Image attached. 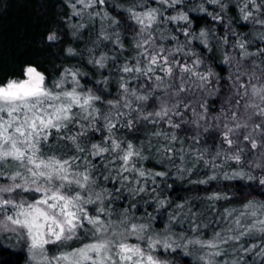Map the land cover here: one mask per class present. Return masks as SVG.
<instances>
[{
    "label": "clouds",
    "instance_id": "clouds-1",
    "mask_svg": "<svg viewBox=\"0 0 264 264\" xmlns=\"http://www.w3.org/2000/svg\"><path fill=\"white\" fill-rule=\"evenodd\" d=\"M35 11L42 54L0 78V245L23 264H264V0Z\"/></svg>",
    "mask_w": 264,
    "mask_h": 264
},
{
    "label": "trees",
    "instance_id": "trees-1",
    "mask_svg": "<svg viewBox=\"0 0 264 264\" xmlns=\"http://www.w3.org/2000/svg\"><path fill=\"white\" fill-rule=\"evenodd\" d=\"M13 0L12 10L5 18L0 15V78L15 74L17 66L34 63L32 57L42 54L35 43L45 33L46 23L35 11L36 0ZM4 0H0V5ZM67 18V17H66ZM0 264H23V254L0 245Z\"/></svg>",
    "mask_w": 264,
    "mask_h": 264
}]
</instances>
